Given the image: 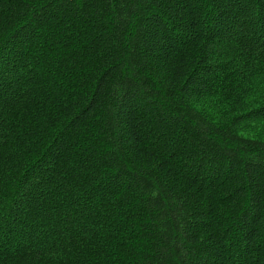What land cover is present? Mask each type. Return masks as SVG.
<instances>
[{
	"label": "trees",
	"instance_id": "obj_1",
	"mask_svg": "<svg viewBox=\"0 0 264 264\" xmlns=\"http://www.w3.org/2000/svg\"><path fill=\"white\" fill-rule=\"evenodd\" d=\"M0 264H264V0H0Z\"/></svg>",
	"mask_w": 264,
	"mask_h": 264
}]
</instances>
